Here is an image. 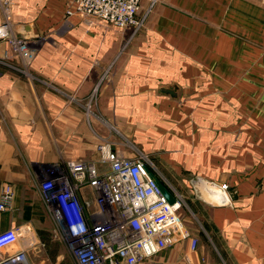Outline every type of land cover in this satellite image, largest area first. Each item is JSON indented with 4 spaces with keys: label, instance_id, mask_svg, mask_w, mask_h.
<instances>
[{
    "label": "crops",
    "instance_id": "0c3cea01",
    "mask_svg": "<svg viewBox=\"0 0 264 264\" xmlns=\"http://www.w3.org/2000/svg\"><path fill=\"white\" fill-rule=\"evenodd\" d=\"M71 8L14 0L12 35L36 42L29 64L6 58L0 39V194L13 190L0 232L28 231L0 250L76 264L39 184L71 160L105 170L97 147L107 143L146 156L200 225L194 249L179 240L140 264H264V0H158L137 31ZM213 183L228 184L229 200L214 199ZM90 194L85 185L84 206Z\"/></svg>",
    "mask_w": 264,
    "mask_h": 264
},
{
    "label": "built area",
    "instance_id": "2783aa9c",
    "mask_svg": "<svg viewBox=\"0 0 264 264\" xmlns=\"http://www.w3.org/2000/svg\"><path fill=\"white\" fill-rule=\"evenodd\" d=\"M141 1L72 0L68 12L137 31L158 0H146L147 12L139 17ZM13 3L14 0H0L6 17L0 25V39H6L10 46L4 56H18L29 64L36 53V42L12 35L8 18ZM93 96L86 105L87 113ZM97 148L100 163L107 165L105 170L100 171L91 161L71 160L45 170L39 184L41 200L76 264H140L146 257L183 239H188L194 249L197 239L178 216L181 203L176 199L170 204L163 197L155 178L147 171L155 170L149 159L142 154L133 158L117 155L107 143ZM85 185L91 191L87 206L79 196ZM213 185L229 200L227 183ZM12 199L13 190L7 184L0 194V211L10 209ZM27 232L24 227L0 232V249L26 239ZM0 264H30L27 247L20 246L12 254L0 250Z\"/></svg>",
    "mask_w": 264,
    "mask_h": 264
},
{
    "label": "water",
    "instance_id": "95a60500",
    "mask_svg": "<svg viewBox=\"0 0 264 264\" xmlns=\"http://www.w3.org/2000/svg\"><path fill=\"white\" fill-rule=\"evenodd\" d=\"M147 171L151 177L155 178V182L166 201L170 204L174 203L176 198L172 194L170 189L162 181H160L158 177H156L155 174L149 168H147ZM213 197L218 203H224L226 201V198L224 194H222L221 190L214 192Z\"/></svg>",
    "mask_w": 264,
    "mask_h": 264
},
{
    "label": "rangeland",
    "instance_id": "374dc122",
    "mask_svg": "<svg viewBox=\"0 0 264 264\" xmlns=\"http://www.w3.org/2000/svg\"><path fill=\"white\" fill-rule=\"evenodd\" d=\"M219 188V187H217ZM218 190V189H217ZM178 216L181 222L190 230L195 229L197 231H200V225L197 223L196 219L194 218V215L189 211L188 207L186 206V203L184 202L182 204V208L178 211ZM193 231V230H192Z\"/></svg>",
    "mask_w": 264,
    "mask_h": 264
},
{
    "label": "trees",
    "instance_id": "16d2710c",
    "mask_svg": "<svg viewBox=\"0 0 264 264\" xmlns=\"http://www.w3.org/2000/svg\"><path fill=\"white\" fill-rule=\"evenodd\" d=\"M152 169V168H151ZM154 174H155V171L152 169L151 170ZM164 183V182H163ZM166 185V183H164ZM167 186V185H166ZM168 187V186H167ZM169 188V187H168ZM170 189V188H169ZM170 191L172 192V194L176 197V199H178L180 201V199L177 197V195H175V193L170 189ZM181 203V208H182V202L180 201Z\"/></svg>",
    "mask_w": 264,
    "mask_h": 264
}]
</instances>
